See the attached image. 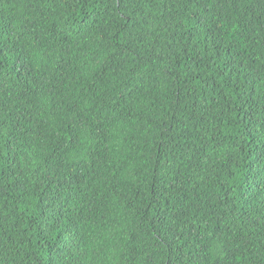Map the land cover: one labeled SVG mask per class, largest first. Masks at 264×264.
Segmentation results:
<instances>
[{
    "label": "trees",
    "instance_id": "16d2710c",
    "mask_svg": "<svg viewBox=\"0 0 264 264\" xmlns=\"http://www.w3.org/2000/svg\"><path fill=\"white\" fill-rule=\"evenodd\" d=\"M0 264H264V0H0Z\"/></svg>",
    "mask_w": 264,
    "mask_h": 264
}]
</instances>
